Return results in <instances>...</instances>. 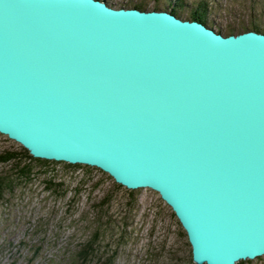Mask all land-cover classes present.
<instances>
[{
	"label": "water",
	"instance_id": "obj_1",
	"mask_svg": "<svg viewBox=\"0 0 264 264\" xmlns=\"http://www.w3.org/2000/svg\"><path fill=\"white\" fill-rule=\"evenodd\" d=\"M0 134L149 188L194 264L264 255V33L104 0H0Z\"/></svg>",
	"mask_w": 264,
	"mask_h": 264
},
{
	"label": "rangeland",
	"instance_id": "obj_2",
	"mask_svg": "<svg viewBox=\"0 0 264 264\" xmlns=\"http://www.w3.org/2000/svg\"><path fill=\"white\" fill-rule=\"evenodd\" d=\"M104 1L114 8L144 2L146 10L158 2L159 10L169 11L165 0ZM208 1L207 26L223 35L253 21L264 26V0ZM180 18L189 19L185 13ZM5 151L22 148L0 134V153ZM18 156L0 163V178L10 182L0 186V264H82L78 251L90 242L89 264L192 261L183 228L154 190L127 189L94 166ZM25 166L27 172H19ZM248 264H264V255Z\"/></svg>",
	"mask_w": 264,
	"mask_h": 264
},
{
	"label": "trees",
	"instance_id": "obj_3",
	"mask_svg": "<svg viewBox=\"0 0 264 264\" xmlns=\"http://www.w3.org/2000/svg\"><path fill=\"white\" fill-rule=\"evenodd\" d=\"M165 2H166L165 8H167L171 13L175 14L176 16L180 17V15L185 13L189 19L197 20V21H199L205 25L209 24L208 15L210 13L211 6H210V2L208 0H198L196 2H187L186 0H165ZM146 5L147 4H145L144 2L132 3L130 5L124 4V6H129L128 8H138L140 10H146V7H147ZM119 6L123 7L122 5H119ZM158 6H159L158 2H157V4H153V9L159 10L160 8ZM209 26H211V25H209ZM244 30L245 31L246 30H256V31L264 33V26L262 27L253 21L250 24V26H248V27H246V26H240L239 28H236V27L231 28L230 27V28H228L226 33H224V35L239 33L238 31L243 32ZM218 32H221V31H218ZM21 148H22V151H20V152H17V151L1 152L0 153V163H8L10 161L16 160L19 158L18 154H20V156L24 154L29 159H35V160L44 161V162L48 161L46 159L35 158L29 154L28 150H26L22 146H21ZM67 164L72 165V166L73 165H80V164H69V163H67ZM19 172H27V167L26 166L22 167L21 170H19ZM23 174H25V173H23ZM6 183L9 185L10 184L9 180H5V178H0L1 188H2V185L6 184ZM118 185H120V184H118ZM1 188H0V194H1ZM88 245L87 244L83 245L79 249L78 254H77L78 255L77 259L80 262H82V264H86V263L89 264L91 262V259L88 256H90L92 251H93L94 243L90 242ZM249 261L250 260H240V261L236 262L235 264H248ZM102 264H110V263L109 262H103ZM187 264H194V263L192 261H190Z\"/></svg>",
	"mask_w": 264,
	"mask_h": 264
}]
</instances>
